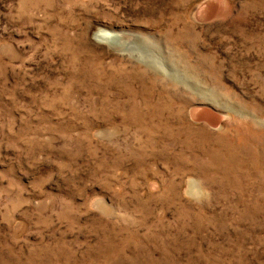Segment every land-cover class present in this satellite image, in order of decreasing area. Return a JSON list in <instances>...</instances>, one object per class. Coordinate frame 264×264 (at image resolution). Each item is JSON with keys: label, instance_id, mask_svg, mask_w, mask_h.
I'll use <instances>...</instances> for the list:
<instances>
[{"label": "rangeland", "instance_id": "rangeland-1", "mask_svg": "<svg viewBox=\"0 0 264 264\" xmlns=\"http://www.w3.org/2000/svg\"><path fill=\"white\" fill-rule=\"evenodd\" d=\"M0 264H264V0H0Z\"/></svg>", "mask_w": 264, "mask_h": 264}, {"label": "bare ground", "instance_id": "bare-ground-1", "mask_svg": "<svg viewBox=\"0 0 264 264\" xmlns=\"http://www.w3.org/2000/svg\"><path fill=\"white\" fill-rule=\"evenodd\" d=\"M98 37H100V40L104 39V40H102V41H105V40L108 41V40H109L110 43H111V42H112L111 39H112L113 36L111 37L110 34H108V33H106V32H104V33L101 32L100 35H99ZM104 37H105V38H104ZM114 42H115V41H114ZM114 42H113V43H114Z\"/></svg>", "mask_w": 264, "mask_h": 264}]
</instances>
